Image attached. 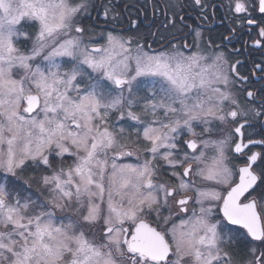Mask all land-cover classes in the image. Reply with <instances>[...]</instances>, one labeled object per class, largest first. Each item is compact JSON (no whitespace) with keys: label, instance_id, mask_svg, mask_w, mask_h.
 <instances>
[{"label":"snow or ice","instance_id":"snow-or-ice-1","mask_svg":"<svg viewBox=\"0 0 264 264\" xmlns=\"http://www.w3.org/2000/svg\"><path fill=\"white\" fill-rule=\"evenodd\" d=\"M0 264H264V0H0Z\"/></svg>","mask_w":264,"mask_h":264}]
</instances>
